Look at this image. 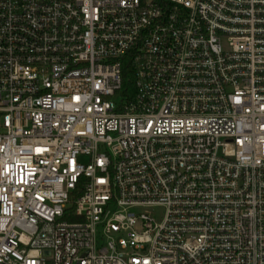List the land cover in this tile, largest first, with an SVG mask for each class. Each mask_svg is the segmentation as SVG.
<instances>
[{"label":"built area","instance_id":"2783aa9c","mask_svg":"<svg viewBox=\"0 0 264 264\" xmlns=\"http://www.w3.org/2000/svg\"><path fill=\"white\" fill-rule=\"evenodd\" d=\"M0 264H264V0H0Z\"/></svg>","mask_w":264,"mask_h":264},{"label":"rangeland","instance_id":"374dc122","mask_svg":"<svg viewBox=\"0 0 264 264\" xmlns=\"http://www.w3.org/2000/svg\"><path fill=\"white\" fill-rule=\"evenodd\" d=\"M140 212L149 214L154 216L157 220H161L164 216V209L159 208V209H148V210H139Z\"/></svg>","mask_w":264,"mask_h":264},{"label":"trees","instance_id":"16d2710c","mask_svg":"<svg viewBox=\"0 0 264 264\" xmlns=\"http://www.w3.org/2000/svg\"><path fill=\"white\" fill-rule=\"evenodd\" d=\"M124 76H125V79L131 77V72L128 70L127 65L124 68Z\"/></svg>","mask_w":264,"mask_h":264}]
</instances>
